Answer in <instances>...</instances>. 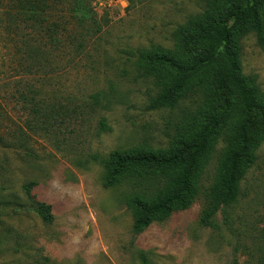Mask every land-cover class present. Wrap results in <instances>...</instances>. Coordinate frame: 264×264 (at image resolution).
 Returning a JSON list of instances; mask_svg holds the SVG:
<instances>
[{
	"label": "rangeland",
	"instance_id": "rangeland-1",
	"mask_svg": "<svg viewBox=\"0 0 264 264\" xmlns=\"http://www.w3.org/2000/svg\"><path fill=\"white\" fill-rule=\"evenodd\" d=\"M207 1L0 0V264H264V145L236 204L215 215L218 230L200 220L221 143L191 205L139 234L125 201L149 189L130 180L103 186L110 153L168 149L181 117L195 107L188 99L175 110L148 111L151 85L135 78L133 63L139 51L172 48L177 27L199 16ZM77 5L84 24H98L82 49L65 37L52 42L44 26L36 41L22 40L28 30L20 24H79ZM240 60L264 93V48L253 35L241 41ZM40 88L71 108L99 92L114 103L83 114L78 126L72 119L45 127L20 99ZM100 118L109 132L98 133ZM41 204L50 207V224L37 215Z\"/></svg>",
	"mask_w": 264,
	"mask_h": 264
},
{
	"label": "trees",
	"instance_id": "trees-1",
	"mask_svg": "<svg viewBox=\"0 0 264 264\" xmlns=\"http://www.w3.org/2000/svg\"><path fill=\"white\" fill-rule=\"evenodd\" d=\"M30 5L33 18L37 5ZM74 13L79 24H20L22 31L28 30L22 40L36 41L44 26L52 42L61 45L57 37H65L77 43L75 50L82 49L97 33L98 24H84L86 13L81 5ZM65 25H70L71 32ZM249 35L264 48V0H208L199 16L177 27L172 48L152 47L135 56V78L151 85L148 111L175 110L188 99L195 104L181 117L168 149L114 151L103 160L104 188L130 180L149 189L125 201L135 234L191 205L220 143L222 153L201 224L218 230L215 215L238 201L240 186L257 161V150L264 145V93L253 77L243 74L240 60L241 41ZM29 93V97L21 94L20 99L45 127L51 121L58 127L72 119L76 123L83 114L94 116L114 103L111 95L99 92L91 95L89 102L71 108L63 97H49L41 88ZM97 128L99 134L110 131L104 118ZM36 212L44 223L52 222L49 206L41 204Z\"/></svg>",
	"mask_w": 264,
	"mask_h": 264
},
{
	"label": "built area",
	"instance_id": "built-area-1",
	"mask_svg": "<svg viewBox=\"0 0 264 264\" xmlns=\"http://www.w3.org/2000/svg\"><path fill=\"white\" fill-rule=\"evenodd\" d=\"M107 1H109V0H107Z\"/></svg>",
	"mask_w": 264,
	"mask_h": 264
}]
</instances>
